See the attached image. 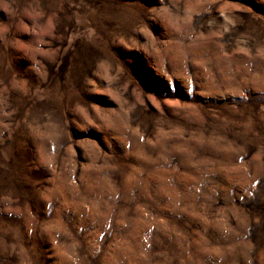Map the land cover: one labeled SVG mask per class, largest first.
I'll list each match as a JSON object with an SVG mask.
<instances>
[{"label":"rangeland","instance_id":"obj_1","mask_svg":"<svg viewBox=\"0 0 264 264\" xmlns=\"http://www.w3.org/2000/svg\"><path fill=\"white\" fill-rule=\"evenodd\" d=\"M0 264H264V0H0Z\"/></svg>","mask_w":264,"mask_h":264}]
</instances>
